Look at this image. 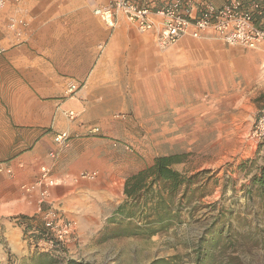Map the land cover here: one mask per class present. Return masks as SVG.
Here are the masks:
<instances>
[{"label": "rangeland", "instance_id": "obj_1", "mask_svg": "<svg viewBox=\"0 0 264 264\" xmlns=\"http://www.w3.org/2000/svg\"><path fill=\"white\" fill-rule=\"evenodd\" d=\"M1 15L0 53L30 49L26 35L11 39L15 29L25 30L24 21L8 13ZM154 51L160 60L155 62L156 71L148 74L150 100L143 96L142 80L126 81L125 89L134 86L136 96L124 94V102L107 106L104 128L101 122L88 128L95 135L109 134L106 138L114 164L107 174L115 180L107 189L103 181H98V170L94 179H83L105 187L107 201H100L99 210L105 218L97 234L85 229L76 231L74 225L72 233L61 243L62 248L57 247L53 253L60 260L56 264H64L68 259L82 264H152L159 258L177 264H196L198 241L213 230L221 235L215 243L207 237L211 242L207 248L209 257L201 264H264V184L255 181L262 176L264 180V139L256 141L251 137L253 122L264 108V44L257 48L229 46L214 34L206 33L200 37L185 35L165 50L155 45ZM9 60L5 57L1 64L12 65ZM132 60L129 58L127 64L133 65ZM70 82L78 84L74 92L83 85L77 80ZM2 92L5 95L14 90L4 87ZM62 93L58 99L72 95L67 88ZM3 107L4 113H21L26 108L21 104ZM58 107L50 106L52 114ZM71 107L79 117L85 112L84 105ZM89 112L93 117L104 115L97 106L90 107ZM92 127L98 130L92 132ZM66 133L62 143L56 142L55 136L52 139L64 146L71 138V132ZM51 153L54 156L56 152ZM166 154L182 156V162L173 168L190 176L193 187L204 183V195L194 201V208L183 210L182 223L149 238L100 239L114 209L125 198L126 177L137 167L150 164L155 156ZM122 175L120 186L117 177ZM43 218L32 222L29 228L38 230ZM25 245L28 251L7 253L2 264H31L30 254L37 246L32 242L30 248L28 243Z\"/></svg>", "mask_w": 264, "mask_h": 264}, {"label": "crops", "instance_id": "obj_2", "mask_svg": "<svg viewBox=\"0 0 264 264\" xmlns=\"http://www.w3.org/2000/svg\"><path fill=\"white\" fill-rule=\"evenodd\" d=\"M208 1L218 6L224 0ZM255 1L264 10V0ZM140 3L152 7L162 4L160 0H140ZM92 8L91 0H23L0 8V16L14 15L26 26L25 30L24 27L15 29L11 39L19 34L30 39V49L15 48L0 53L2 218L43 217L56 210L74 222L76 231L85 229L97 234L101 228L105 215L99 211L100 201H107V191L105 187H98V182L79 178V174L84 170H98V181H103L109 189L111 180L115 179L107 171L112 170L114 160L109 155L106 138L109 134L95 135L88 128L99 122L104 128L107 106L124 102V94L136 96L134 86L125 89L126 81L142 80L143 96L149 101L148 74L156 71L155 62L160 58L154 51L151 34H139L124 17L109 28L93 14ZM263 18L264 14L256 13L255 23L260 25ZM5 57L12 65L1 64ZM129 58L133 59V65L127 64ZM70 80L83 85L70 97L58 99ZM4 87L14 92L3 95ZM13 104L26 108L21 113H4L3 106ZM51 105H59L54 114ZM82 105L85 112L76 120H70L65 114L69 109L76 111L71 106ZM92 106H97L104 115L91 116ZM64 131L71 132V138L60 146L52 136ZM51 152L56 153L53 156ZM42 167L49 168V177L53 179L43 199L42 189L35 183ZM117 178L122 186L124 176ZM23 186H30V190L25 191ZM24 230L9 220L2 221L0 264L4 263L7 253L17 255V251L27 250L22 239Z\"/></svg>", "mask_w": 264, "mask_h": 264}, {"label": "built area", "instance_id": "obj_3", "mask_svg": "<svg viewBox=\"0 0 264 264\" xmlns=\"http://www.w3.org/2000/svg\"><path fill=\"white\" fill-rule=\"evenodd\" d=\"M21 0H0V8L9 3L17 4ZM93 13L107 26L113 27L119 15L132 23L141 33L153 36L155 45L165 50L185 35L200 37L206 33L214 34L224 44L238 45L245 48H257L264 44V18L260 25L255 23V14L263 16L264 10L255 0H224L216 6L208 0H165L158 7L140 3V0H91ZM14 26V24H11ZM2 49H0L1 51ZM78 89L76 82H70L68 93ZM70 120H75L78 113L69 109L65 112ZM92 127L91 131H97ZM251 137L256 140L264 139V108L253 122ZM67 138L66 132L55 136V141L62 143ZM10 172V170H8ZM41 175L35 181L41 187L42 199L48 195V187L53 184L49 177V168L42 167ZM95 170H84L79 174L81 179H94ZM25 191L30 186H23ZM6 219L23 227V241L37 247L51 248L50 241L39 239L33 241L32 235L36 229H26L20 215L7 218L0 217V224ZM43 226L51 236L60 243L69 236L74 224L66 220L61 213L49 211L43 218Z\"/></svg>", "mask_w": 264, "mask_h": 264}, {"label": "trees", "instance_id": "obj_4", "mask_svg": "<svg viewBox=\"0 0 264 264\" xmlns=\"http://www.w3.org/2000/svg\"><path fill=\"white\" fill-rule=\"evenodd\" d=\"M180 162H182L180 154L157 155L150 164L130 173L123 185L125 198L114 209L100 239L126 236L149 238L182 223L183 210L190 211L196 204L194 201L204 195V192H201L204 183L193 187L190 176L187 177L173 168ZM255 181L260 185L264 184L263 176L255 178ZM195 192H198L197 197ZM20 217L25 222L26 229L32 222H40L38 216ZM37 227V233L32 235L34 241L39 239L50 241L53 249L49 251L35 247L29 261L31 264L58 263L60 260L53 253L57 252V247L62 246L61 243L55 240L43 225L38 223ZM220 235L219 231L213 230L200 237L196 247V264L203 263L209 257L208 245L212 241L217 242ZM173 263L177 264L173 260L159 258L152 264ZM64 264L82 263L68 259Z\"/></svg>", "mask_w": 264, "mask_h": 264}]
</instances>
